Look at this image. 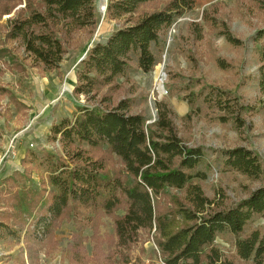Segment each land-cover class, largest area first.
Listing matches in <instances>:
<instances>
[{"label": "trees", "instance_id": "obj_1", "mask_svg": "<svg viewBox=\"0 0 264 264\" xmlns=\"http://www.w3.org/2000/svg\"><path fill=\"white\" fill-rule=\"evenodd\" d=\"M156 1L160 0H107L105 18L117 26L94 43L78 63L73 90L88 105L78 106L71 119H63L50 129L49 142L60 144L65 159L51 153L34 159L44 178L38 187L27 186L31 183L27 158L20 170L3 179L0 239L21 240L24 247L19 252L26 251L30 259L37 258L44 244L54 247V230L63 220L74 219L75 231L65 252L71 264H83V230L91 227L95 242L100 218L109 216L117 247L127 249L141 232L153 231L164 264H235L215 244L220 234L233 237L239 259L264 264V234L257 229L245 232L251 220L264 215V184L236 204H228L224 195L220 200L210 199L199 183L206 179L200 167L210 169L206 153L201 147L185 145L167 105L157 104V120L148 127L142 115L130 112L133 100L113 103L105 92L133 69L151 73L156 64L152 46L158 45L198 0H166L161 9L140 12ZM25 2L26 8L10 21L8 36L20 39L23 53L47 70L58 68L66 54L57 36L58 27L67 33L78 29L93 33L98 24L94 0ZM256 2L263 6V0ZM203 21L219 30L231 45L239 44L224 22L207 13ZM198 30L195 33L200 39ZM255 41L260 42L259 85L264 94V28L257 31ZM8 54L6 48L0 49V60H8ZM15 65L21 72L19 62ZM185 99L190 106L201 99L229 115L222 118L235 121L237 128L244 124L240 119L246 110L244 104L226 91L212 89L211 95L194 92ZM218 155L223 168L254 182L264 181L257 153L236 147L220 150ZM45 182L51 188L46 199Z\"/></svg>", "mask_w": 264, "mask_h": 264}, {"label": "rangeland", "instance_id": "obj_2", "mask_svg": "<svg viewBox=\"0 0 264 264\" xmlns=\"http://www.w3.org/2000/svg\"><path fill=\"white\" fill-rule=\"evenodd\" d=\"M256 1L198 0L194 8L162 36L158 45L152 46L156 64L151 73L146 75L133 69L117 79L114 88L105 89L113 103L133 100L130 112L142 115L148 127L157 120V104H166L185 145L201 147L206 153L210 169L200 167V171L205 170L206 179L199 182L204 194L215 201L224 195L228 204L238 203L264 184V181L254 182L223 168L218 155L220 150L244 147L257 153L264 167V94L259 85L260 42L255 41L257 31L264 28V2L263 6H258ZM165 2L149 3L140 12L161 9ZM106 5L107 0H94L98 24L93 33L90 29L67 33L58 27L57 36L66 54L58 68L47 70L23 53L20 39L11 40L8 36L10 21L19 10L26 8L25 0H0V49L6 48L9 52L8 60H0V188L5 177L22 168L24 158L30 162L27 166L31 169L28 187H38L44 179L35 168V158L51 153L65 159L60 144L49 142L50 129L63 119H71L78 106L88 105L84 97H76L73 90L78 63L94 43L104 39L117 26L116 22L105 18ZM103 6L104 11H101ZM204 13L224 22L239 44L231 45L219 30L206 24ZM197 28L200 39L195 33ZM18 62L21 72L16 71ZM212 89L226 91L244 104L246 110L240 115L244 124L240 128L230 118H222L229 115L201 99L193 106L185 99L194 92L211 95ZM111 167L114 168L113 163ZM44 187L46 199L51 188L47 182ZM171 194L176 193L172 191ZM75 226L74 219L63 220L54 230V247L44 244L36 259L28 258L26 251L19 252V248L24 247L21 240L0 239V264H71L65 248ZM255 229L264 234V215L251 220L245 232ZM92 233L91 227L82 232L85 238L83 264H164L153 231L141 232L127 249L116 246L113 221L109 216L100 218L95 242L91 240ZM233 241L231 235L220 234L215 244L235 264H251L236 256Z\"/></svg>", "mask_w": 264, "mask_h": 264}, {"label": "bare ground", "instance_id": "obj_3", "mask_svg": "<svg viewBox=\"0 0 264 264\" xmlns=\"http://www.w3.org/2000/svg\"><path fill=\"white\" fill-rule=\"evenodd\" d=\"M101 11H104V6L101 8ZM104 13V12H103Z\"/></svg>", "mask_w": 264, "mask_h": 264}, {"label": "water", "instance_id": "obj_4", "mask_svg": "<svg viewBox=\"0 0 264 264\" xmlns=\"http://www.w3.org/2000/svg\"><path fill=\"white\" fill-rule=\"evenodd\" d=\"M106 7V6H105ZM106 9V8H105Z\"/></svg>", "mask_w": 264, "mask_h": 264}]
</instances>
